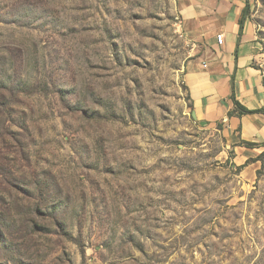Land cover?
<instances>
[{
    "label": "rangeland",
    "instance_id": "374dc122",
    "mask_svg": "<svg viewBox=\"0 0 264 264\" xmlns=\"http://www.w3.org/2000/svg\"><path fill=\"white\" fill-rule=\"evenodd\" d=\"M178 18L175 0H0V264H264V149L242 161L193 117Z\"/></svg>",
    "mask_w": 264,
    "mask_h": 264
},
{
    "label": "crops",
    "instance_id": "0c3cea01",
    "mask_svg": "<svg viewBox=\"0 0 264 264\" xmlns=\"http://www.w3.org/2000/svg\"><path fill=\"white\" fill-rule=\"evenodd\" d=\"M247 1L175 0L185 35L199 48L185 78L194 113L211 125L221 124L242 161L264 149L241 145L264 143L261 45L256 26L246 19L241 30L240 23ZM221 34L223 45L217 41ZM236 102L252 113L241 114Z\"/></svg>",
    "mask_w": 264,
    "mask_h": 264
},
{
    "label": "trees",
    "instance_id": "16d2710c",
    "mask_svg": "<svg viewBox=\"0 0 264 264\" xmlns=\"http://www.w3.org/2000/svg\"><path fill=\"white\" fill-rule=\"evenodd\" d=\"M249 6H248V4H247V6H246V8L244 9V12H243V15H242V19H241V30H243V25H244V21L246 20V19H248L247 17H248V13H249V8H248ZM236 107H237V109L240 111V113L241 114H244V113H252V112H250L249 110H247L246 108H244L243 106H241L239 103H237L236 102ZM263 112H264V108H263V110H262ZM259 112H261V111H255L254 113H259ZM230 116L231 115H233V113H230L229 114ZM221 125V124H220ZM241 145H244L245 147H247V148H260V147H264V143L263 144H257V143H249V142H242V144ZM247 163H249V161L247 162ZM247 165V164H246ZM246 165H243V166H241V167H239V168H243V167H245Z\"/></svg>",
    "mask_w": 264,
    "mask_h": 264
},
{
    "label": "built area",
    "instance_id": "2783aa9c",
    "mask_svg": "<svg viewBox=\"0 0 264 264\" xmlns=\"http://www.w3.org/2000/svg\"><path fill=\"white\" fill-rule=\"evenodd\" d=\"M217 41H218V43H219L220 45H223V43H224V35H223V34L218 35V36H217Z\"/></svg>",
    "mask_w": 264,
    "mask_h": 264
},
{
    "label": "water",
    "instance_id": "95a60500",
    "mask_svg": "<svg viewBox=\"0 0 264 264\" xmlns=\"http://www.w3.org/2000/svg\"><path fill=\"white\" fill-rule=\"evenodd\" d=\"M193 117H194L195 119H197V116H196V114H195V113H193Z\"/></svg>",
    "mask_w": 264,
    "mask_h": 264
}]
</instances>
